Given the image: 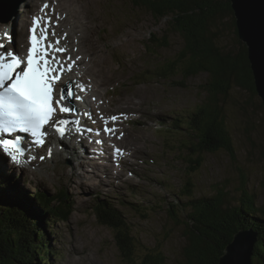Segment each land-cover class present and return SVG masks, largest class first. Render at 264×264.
Returning a JSON list of instances; mask_svg holds the SVG:
<instances>
[{
	"label": "rangeland",
	"instance_id": "1",
	"mask_svg": "<svg viewBox=\"0 0 264 264\" xmlns=\"http://www.w3.org/2000/svg\"><path fill=\"white\" fill-rule=\"evenodd\" d=\"M19 1L18 8H14V0H9L8 7L1 9L0 24H5L7 31L13 25L19 27L27 2L32 0ZM72 1L82 5V0ZM10 12H14L15 16L11 14L9 17ZM82 16L96 23L98 30L106 28L104 35L101 34L97 40V48L104 55L102 63L108 69L106 77L112 73L116 82H111L106 90H102V94H106L98 103L101 106L96 107L91 97L87 104L96 115L95 124L118 130L120 143L117 147L123 152L121 162H107L105 156L93 157L90 153V159H75L67 153L54 159L42 155L44 160L41 162L37 158L36 166L23 165L22 176L23 171L26 172L27 179L23 180L15 169L17 175L12 171L11 181L30 198L37 191L54 195L62 189L72 201L73 212L68 220L48 226L50 244L57 253L52 254L51 264H68L71 261L77 264H123L114 232L97 222V213L93 210L95 200L108 201L123 213L140 246H158L167 258L166 264H179L186 243L183 236L185 229L170 219L167 204L177 202L178 209L175 211L185 221L187 200L181 195L190 189L189 184L195 198L210 196L216 186H224L237 195L235 190L239 187L242 173L247 178L248 190L256 196V206L264 208V114L256 107L258 97L251 100L250 93L235 91L225 103L227 127L236 152L235 161L225 151L207 154L201 169L190 172L188 158H193V155L184 151L181 142L197 143L196 140L192 137L188 139L181 130L179 133L158 132L161 127L168 129L165 127L173 123L178 114L187 116L205 100L201 86L206 74L186 80L181 75L162 78L159 68L163 59L173 58L182 41L177 35L172 36L168 40V48L151 52L152 49L146 47L149 38L160 39L167 29V21L157 20L144 10L134 9L130 0H98L94 8L83 6ZM8 17V21H3ZM94 18L103 24L99 25ZM27 27L20 30L26 32ZM232 39V33L225 30L222 42L232 44ZM2 43L8 48L6 41ZM67 87L69 84L65 83L63 88ZM70 87L74 92L75 88L79 89L74 83H70ZM123 95L134 99L140 106L138 110L141 109L134 113L118 110V116L111 113L116 111L115 107H127L124 102L113 106V102L121 100ZM79 103L82 101L79 100ZM70 105L76 112L80 107L76 99ZM112 117H116V126ZM64 139L69 141L71 137ZM108 140H111L109 136ZM133 143L142 151L131 156L128 150ZM135 203L139 204L140 213L132 211Z\"/></svg>",
	"mask_w": 264,
	"mask_h": 264
},
{
	"label": "trees",
	"instance_id": "2",
	"mask_svg": "<svg viewBox=\"0 0 264 264\" xmlns=\"http://www.w3.org/2000/svg\"><path fill=\"white\" fill-rule=\"evenodd\" d=\"M130 1L134 9L167 21V29L160 39L149 38L146 47L152 49L151 52L168 48V40L172 36L177 35L182 41L173 58L163 59L159 68L162 78L181 75L186 80L206 74L201 86L205 100L187 116L178 114L170 124L171 132L179 133L181 130L188 139L192 137L197 142H181L184 151L193 155V158H188L191 164L189 171L200 170L205 155L220 151H225L235 161L236 152L227 127L225 103L235 91L250 93L251 100L258 96L246 46L237 36L230 1ZM225 30L232 33V44L222 42ZM257 101L256 107L264 114L259 97ZM262 155L264 157V153ZM247 184L246 176L241 173L239 187L235 190L237 195L224 186H216L213 194L200 198H195L189 184L190 189L181 195L187 200L185 221L175 211L177 202L167 204L170 219L185 229L186 243L179 264H218L225 247L241 229H252L257 234L251 263L264 264V208L256 206V196L248 190ZM24 193L18 186L9 188L0 182V264H50L55 249L50 244L47 229L55 221L68 219L71 199L64 201L62 190L54 198L41 192L30 198ZM138 205L135 203L133 212H141ZM95 210L98 222L114 232L123 264H166L167 258L158 246H140L127 219L113 204L99 202Z\"/></svg>",
	"mask_w": 264,
	"mask_h": 264
},
{
	"label": "bare ground",
	"instance_id": "3",
	"mask_svg": "<svg viewBox=\"0 0 264 264\" xmlns=\"http://www.w3.org/2000/svg\"><path fill=\"white\" fill-rule=\"evenodd\" d=\"M8 1L9 0H0L2 9H6V7H8ZM97 1L98 0H82V5H77L72 0H32L30 2H27V11L26 14L22 17V21L19 27L16 24L7 31V28H5V24H0V43H2V41H6V44L9 45V42L12 43L14 39H16L17 41H19V51H16V49H14V42L12 43V45H9L8 48L9 50L12 48L15 53H19L26 47V37L28 39L27 32H23L20 29L22 28L25 30L26 26L31 29L33 27V18H37L40 21L39 28H42L44 26L45 20H47L50 24L49 30H54L56 33V37L61 38L60 46L67 49V51L63 55H57H60L61 60H64L66 57H71V60L68 61V63H72L73 66L70 71H66L63 73L65 81L67 80V82H77L76 84L80 88L79 91H76V96H79V100L83 102V104L80 103L79 110L82 109V112H84V114L86 115L85 118H87V120L84 118L82 119L80 116H77L79 117L78 119H72L69 113H64L65 115L63 116V118L57 120H63L66 122L63 125L65 129L64 136L60 137L58 134L54 136L49 133L47 138L44 139L43 144L38 145V149H36L34 145L33 149L32 147L30 148L29 153L31 155L37 154L38 152L40 153V151L41 153H43V149L48 146V143H54L56 150L59 151V154L67 153L75 159H78L77 155L79 157H85L86 159L88 156H90L88 153L89 151L93 157L100 156V154L104 153L107 162H121L122 156L117 155L115 152V150L119 148L117 147V145L120 143V140L117 138L118 130H114V132L109 133L105 131V128H108L107 125L95 124L94 120L96 118V115L94 114L92 108L90 106L88 107L87 104L89 97H91L93 98L94 102H96V107L101 106V104L98 105V103L104 99V94H106H102V90H106L107 86L111 82H116V79H114L112 73L109 74L108 78L106 77L108 69L106 64L102 63V57L104 55L100 53V50L97 48V40L101 34L104 35L106 28L103 27L98 30L96 27V23H91V21L86 20L82 16L83 6H85V8H87V6H91L94 8ZM45 4H47L46 8L44 7ZM42 8L43 12L41 11ZM11 14L12 16H15L14 12H10V17ZM93 20L95 22L98 21L99 25H101L100 23L103 24V22L98 18H94ZM56 37L49 36V39H55ZM77 57H79V59H77ZM119 102H124L127 107H115L114 109H116V111H110L116 116L120 114V111L118 110H121L122 112L134 113L141 109L140 108L138 110V107L140 106H137L138 104L134 99L126 97L125 95L121 97V100L114 101L113 106H115ZM65 106L69 107L67 100L65 102ZM87 122L91 124H87ZM113 124L116 126L117 122L115 121ZM90 126L94 128V134H92V131L89 129ZM81 132H83L84 137L87 139V143L92 147L88 146L86 142L83 144L82 140L77 137V135ZM108 136L112 141L108 140ZM64 137H71V140L69 139V141H67L66 139H64ZM134 137L138 138V136L136 135ZM72 140H74V142H72ZM108 141H110L111 144H109L110 142L108 143ZM75 142L77 147L74 146ZM140 150L141 148H139L136 143H133L128 151L129 153L131 152L132 156ZM50 155L51 157L56 156V154L52 152ZM12 164H14V166ZM7 165L8 166L5 167L6 165H4L3 162L0 163V167H5V170H7L9 166L11 168L19 167V169H21L20 167H22L20 164L13 161H8ZM96 169H98V167H96ZM23 173L24 176H26V172L23 171ZM107 174H110V172ZM25 179L26 177H23V180ZM68 264L77 263L71 261ZM81 264H85V262H82Z\"/></svg>",
	"mask_w": 264,
	"mask_h": 264
},
{
	"label": "snow or ice",
	"instance_id": "4",
	"mask_svg": "<svg viewBox=\"0 0 264 264\" xmlns=\"http://www.w3.org/2000/svg\"><path fill=\"white\" fill-rule=\"evenodd\" d=\"M44 7L46 8L47 4ZM41 11L43 12V8ZM248 23L247 18L242 17V25L247 27ZM39 24L40 21L33 18L29 37L30 46L25 59H21L13 51H7L6 45L0 43V132L29 133L34 138L35 144L42 145L46 136L42 129L46 125H51L60 137L65 134L63 125L66 122L54 119L53 105H59L62 113H70L73 109L64 106L63 102L79 100L80 97L76 96L71 88H62L59 100L53 99L57 81L64 72L71 70L73 64L68 63L71 57L61 60L60 55H63L67 49L60 46L61 38L56 37L55 31L49 30V22L45 20L42 28H39ZM49 36L56 38L49 39ZM254 70H256L255 64ZM259 73L264 77V55L260 58ZM111 119L115 121L116 117ZM105 131L111 133L114 129L105 128ZM120 135L122 136L123 133ZM0 150L10 156L15 163H20V158L24 156L18 137L0 139ZM115 152L117 155L123 154L120 149H116ZM242 243L243 241L237 237L227 245L221 264H232L233 251Z\"/></svg>",
	"mask_w": 264,
	"mask_h": 264
},
{
	"label": "water",
	"instance_id": "5",
	"mask_svg": "<svg viewBox=\"0 0 264 264\" xmlns=\"http://www.w3.org/2000/svg\"><path fill=\"white\" fill-rule=\"evenodd\" d=\"M229 1L235 20L237 36L239 41L246 46L256 94L264 108V77L259 73L260 58L261 55H264V0ZM242 17L247 18L249 22L247 27L242 25ZM254 64L256 70H254ZM237 237L243 243L233 251L232 264H252L251 257L254 245L257 242V234L252 229H241L234 234L229 244ZM223 255L219 258L218 264H221Z\"/></svg>",
	"mask_w": 264,
	"mask_h": 264
}]
</instances>
